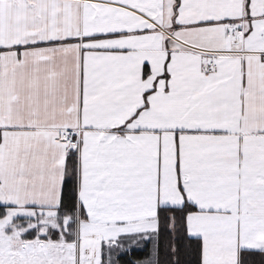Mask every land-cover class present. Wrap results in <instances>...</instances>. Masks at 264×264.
Listing matches in <instances>:
<instances>
[{
  "label": "snow or ice",
  "instance_id": "obj_1",
  "mask_svg": "<svg viewBox=\"0 0 264 264\" xmlns=\"http://www.w3.org/2000/svg\"><path fill=\"white\" fill-rule=\"evenodd\" d=\"M0 264H264V0H0Z\"/></svg>",
  "mask_w": 264,
  "mask_h": 264
}]
</instances>
